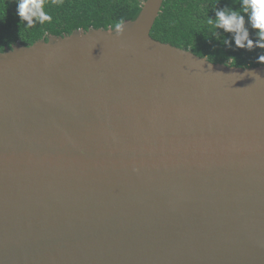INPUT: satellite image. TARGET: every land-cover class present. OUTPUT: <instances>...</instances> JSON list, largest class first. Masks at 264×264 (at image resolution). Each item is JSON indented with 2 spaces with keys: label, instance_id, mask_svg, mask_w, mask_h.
<instances>
[{
  "label": "water",
  "instance_id": "water-1",
  "mask_svg": "<svg viewBox=\"0 0 264 264\" xmlns=\"http://www.w3.org/2000/svg\"><path fill=\"white\" fill-rule=\"evenodd\" d=\"M82 28L0 51V264H264V65Z\"/></svg>",
  "mask_w": 264,
  "mask_h": 264
},
{
  "label": "trees",
  "instance_id": "trees-1",
  "mask_svg": "<svg viewBox=\"0 0 264 264\" xmlns=\"http://www.w3.org/2000/svg\"><path fill=\"white\" fill-rule=\"evenodd\" d=\"M144 0H45V10L52 16L50 23L38 22L33 28L26 27L17 15L18 0H0V51L14 44L31 45L49 35L70 34L76 29L109 28L120 19H135ZM240 8V0H165L151 35L162 42L189 49L213 62L239 67L264 65L257 62L264 49L239 48L233 33L218 29L213 35L206 24L208 17L215 19V10ZM250 39H257L258 30L252 29L245 16ZM227 41V43L225 42ZM230 57L235 59L229 60Z\"/></svg>",
  "mask_w": 264,
  "mask_h": 264
},
{
  "label": "clouds",
  "instance_id": "clouds-1",
  "mask_svg": "<svg viewBox=\"0 0 264 264\" xmlns=\"http://www.w3.org/2000/svg\"><path fill=\"white\" fill-rule=\"evenodd\" d=\"M54 4L61 3V0H53ZM17 15L21 21L27 22L26 27L31 29L38 22L43 25L52 21V16L45 10V0H18ZM258 30L257 39H250L249 28ZM206 24L213 35H218V29H224L226 32L233 33L235 45L239 48L251 50L253 48L264 49V0H240V8L215 10V19L208 17ZM125 30V21L120 19L112 25H109V33L112 31L116 35H122ZM227 43V41H225ZM235 59L230 57L229 60ZM258 63L264 64V55L257 58Z\"/></svg>",
  "mask_w": 264,
  "mask_h": 264
}]
</instances>
